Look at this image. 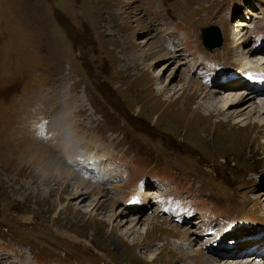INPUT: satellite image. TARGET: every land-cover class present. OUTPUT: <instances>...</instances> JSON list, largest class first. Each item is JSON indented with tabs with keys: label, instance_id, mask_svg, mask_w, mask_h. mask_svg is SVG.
Segmentation results:
<instances>
[{
	"label": "rangeland",
	"instance_id": "374dc122",
	"mask_svg": "<svg viewBox=\"0 0 264 264\" xmlns=\"http://www.w3.org/2000/svg\"><path fill=\"white\" fill-rule=\"evenodd\" d=\"M246 8V15L239 12ZM242 16L248 25L238 28L235 24ZM208 25L223 33L212 36L214 43L223 38L222 47H203L201 30ZM237 32L242 35L234 37ZM259 33L264 35V0H0V264L260 262H247L252 257L239 254L217 260L201 247L199 232L196 240L194 235L183 238L186 226L125 206L138 192V178L153 172L165 178L163 188L170 185V191L185 196L201 212H243L264 223L263 205L254 204L258 194L264 195V189L256 190L264 180V123L255 114L253 121L259 123L245 130L248 119L235 123L229 112H217L216 97L204 100L197 91L189 96L190 91L180 89L185 76L200 80L189 72L193 53L201 60L222 61L239 76L261 68L264 50L253 48ZM154 39L181 47L182 56H177L185 63L179 67L176 59L146 56ZM250 50L255 52L251 55ZM236 55L237 62L225 63ZM229 72L230 80L249 81ZM96 83L113 91L111 101ZM227 90L220 91L219 99ZM247 93L237 109L249 95L256 99ZM65 96L68 100L62 101ZM65 105L84 108L75 117L65 116L59 112ZM75 118V128L80 129L76 146L105 145L115 158L133 164L126 172L131 182L110 188L104 206V195L78 185L82 177L77 171L73 181L48 184L42 182L37 163L20 161L26 130L34 133L42 123L59 128L63 120L73 123ZM61 150L53 152L62 155L63 162ZM89 184L99 185L90 180ZM242 184L245 190L252 188L239 196ZM155 187L146 191L159 192ZM238 204L242 207L235 208ZM150 215L162 226L140 239L145 228L141 219ZM242 234L240 230L238 236ZM181 237L192 244H180Z\"/></svg>",
	"mask_w": 264,
	"mask_h": 264
},
{
	"label": "bare ground",
	"instance_id": "6f19581e",
	"mask_svg": "<svg viewBox=\"0 0 264 264\" xmlns=\"http://www.w3.org/2000/svg\"><path fill=\"white\" fill-rule=\"evenodd\" d=\"M247 9L248 8H246V10L244 12L245 15L247 13ZM244 18H246V16H242L241 19L239 18V21L236 22L235 26L238 27V28L239 27H243V26H247L248 24H247V22L244 21ZM152 20L153 19H151L150 21L152 22ZM155 20H156V18H155ZM237 31L239 32V30H237ZM243 31L244 30L242 29V32ZM238 32H237V34L234 33V37H236V36L238 37V36L242 35V34H240ZM244 32H246V31H244ZM180 35H181V33L178 34V36H180ZM220 35L222 36V34H220ZM244 35H246V34H244ZM242 37H244V36H242ZM241 38H239V39H241ZM157 39H159V38H157ZM213 40H215V39H213ZM223 41L224 40L222 38V40H221L220 44H218L217 48L222 47ZM245 41L246 40L243 38V40L241 42L244 43ZM163 42L159 43V41L155 40V39L152 42H149V51H151V53H149V52L146 53V56L149 55L151 58L154 57L153 59H157L156 61L164 60V59H168V61H171V59H176V62H177L176 64L179 67H181L182 64L185 63V62H183L184 61L183 57L181 58V57L177 56V55H180L179 53H181L180 50H179V49H181V47L175 48V49H173V48L171 49L170 48V43H168V41H165L164 43ZM241 42H239V43H241ZM154 44H159V45H158V47H155ZM162 45L165 46V48H167V49L163 50V46ZM253 52H255V51L254 50L247 51V53H249L251 55L253 54ZM180 56H182V55H180ZM238 59H239V57L236 55L233 59L228 58V60L225 63L230 65L232 62H237ZM261 59H263V58H261ZM136 60H137V62L140 61L139 58L134 59L135 62H136ZM260 69H262L261 71L264 72V62L262 64L261 68L253 69V70H251V72L255 73L257 70H260ZM240 76H241V79H245L246 76H247V73L246 74L245 73L244 74H240ZM248 78L249 79H247V80H249L252 83H256V84H258L260 81H264V79L261 78L259 80V82H258L257 79H259V76L256 77V78H252V77H248ZM200 80L197 81V80L193 79V77L192 78L191 77H187L186 78V76H185L184 83L183 84L181 83L182 87L180 88V89L184 90V92H182V93H186L187 91L191 92V90H192V93L189 92V96H190L195 91H197V92L200 93L201 99H204V100L205 99L206 100H212L214 97H216V101H215L216 105L214 106V108H216L215 110L217 112H220V111L229 112L230 116L233 115L232 117H233V119H235V123H240V122L242 123L245 119H248V123L244 124L245 125V127H244L245 130H246L247 126H250V124L257 122V121H253V116L255 114H257V116L259 117L258 120L260 121V123H264V94L263 93L254 96V98H256L257 101H256V99L250 98V95H249L248 96L249 100L247 101V103L244 104L242 106V108L240 107L241 109H237L238 108L237 105L242 103L246 99L245 96L248 94L247 93L248 92L247 91V86L250 84L249 81L247 83H245V84L244 83L241 84L242 81L241 82L233 81L232 85L218 88V87H215V86H212V87L210 86L209 87L208 83H204V81H202V83H201ZM243 86H245V87L241 88ZM165 88L166 87H163V90H165ZM224 89H228V90L223 95H221L222 97L220 96V99H219L218 95L220 94V91L224 90ZM187 96H188V94H187ZM217 96H218V99H217ZM71 97H72V95H71ZM53 99L54 100L56 99V95L53 97ZM51 100H52V98H51ZM63 100L64 101L68 100L67 96H65V98L63 97L62 101ZM49 103H50V101H49ZM208 103H210V102H208ZM212 103H213V101H212ZM212 103H210L209 105H211ZM56 105L58 106L59 103H57ZM72 106L73 105H69L68 107H66V105H65L63 108L60 109L59 112H61V113L63 112V115H65V116L71 115V116L75 117V116L81 114V110L84 108L83 107L84 105H80L79 107L76 106L77 108L76 107H72ZM64 111H66V113ZM245 111H247V112H245ZM252 111L254 113L250 114ZM248 114H250V115H248ZM243 115H247L248 117L242 118ZM48 118H50V117H48ZM60 120H62V119H60ZM255 120H257V118H255ZM54 121H56V120H54ZM41 122H43V121H41ZM62 123L63 124L59 128L56 127L57 125L56 126L52 125V126L47 128V127H45L44 123H42L43 125L39 126L37 128L36 132L33 131L34 133H31L29 131L30 128H29V130H26V132H25L26 133V138L24 139V143L25 144H23V147H22L23 149H22L21 154L19 156L20 157V161L22 162V164L24 162L37 163L38 169L40 170L41 175H42L41 176L42 177L41 178L42 182L46 181L48 184L51 183V182H54V180L60 181L62 179H66L67 181H73V180H75V176L77 175V174L75 175L74 172H73L75 170H73V169L69 168L67 165H65V162H64L65 160L63 161L64 163L61 162L63 160L62 157H61L62 155H56L54 153L55 151L53 152V150H55V149L57 151L58 149L62 148L63 151L62 150L61 151L66 155L64 157H68V156H71V155L77 153V151L74 150L75 149V142L74 141L78 140V138H77L78 136L77 135H78V130H80L77 127L75 128V125L77 124V119L75 118L73 123L71 121H69V120L67 121V119H65V120H63ZM257 123H259V122H257ZM64 127L66 129H68V130L65 129L64 130L65 133L63 134L62 129ZM67 131H70V135L71 136L69 138H67L68 136H66L68 134ZM72 132H75V133H72ZM42 136H45V137H42ZM48 139H49V142H48ZM80 145H82V144H80ZM59 156L61 157L60 159H59ZM36 177H37V175H36ZM77 183H79L78 185H85V187L91 188V191H96V194L104 195L105 198L102 200L100 206H104L105 201L107 202L109 200V198H110V197H108V194H109L110 188H111L109 185L105 186L104 183H98L99 185H91V184H89V180H85L83 178L78 180ZM86 185H88V186H86ZM103 186H105V187H103ZM157 192L158 191L154 192V191L151 190L150 192H147V194L151 193V194H149V196H150V195L157 194ZM261 194L263 195V193H261ZM137 211H138L137 212L138 214L143 213L142 210H140V209L137 210ZM134 218H137V215L134 216ZM158 219L155 216H151V215L147 219H141V220H143L142 222H145V228L142 231L143 235L140 236V239H145L147 237L148 230H151L154 227H157L158 225L162 226V224L159 222ZM166 228H168V227H166ZM194 231H192V233H191V230L183 229L182 237L185 238V236H187V238H189V237H191L190 235H194V240H196V234L197 233L195 234ZM185 244H189V243H185ZM255 244L257 245V248H258L257 252L254 255L247 256V257H252V258H249V259H247V257H246L247 262H250V260H254V259L257 260V258H260V260L264 259V251H263V249H264V240H261V242H257ZM253 246H255V245H253ZM260 250H262V251H260ZM186 254H187V252H186ZM218 259H219V256H218ZM222 262L224 264V261H222ZM226 264H228V263H226ZM229 264H233V262L232 263L229 262ZM257 264H262V263L260 261Z\"/></svg>",
	"mask_w": 264,
	"mask_h": 264
},
{
	"label": "water",
	"instance_id": "95a60500",
	"mask_svg": "<svg viewBox=\"0 0 264 264\" xmlns=\"http://www.w3.org/2000/svg\"><path fill=\"white\" fill-rule=\"evenodd\" d=\"M217 32H218V29H216L215 27H213L212 29H207V28L204 29L203 36L205 37L207 44H209V48H214L215 46H218V44H220L222 39H220V41H218L216 43L213 42L214 38L212 36ZM215 44H217V45H215Z\"/></svg>",
	"mask_w": 264,
	"mask_h": 264
},
{
	"label": "snow or ice",
	"instance_id": "6c2138e0",
	"mask_svg": "<svg viewBox=\"0 0 264 264\" xmlns=\"http://www.w3.org/2000/svg\"><path fill=\"white\" fill-rule=\"evenodd\" d=\"M261 82H264V81H261Z\"/></svg>",
	"mask_w": 264,
	"mask_h": 264
}]
</instances>
